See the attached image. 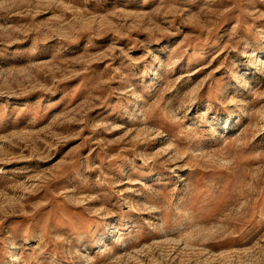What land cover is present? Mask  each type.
<instances>
[{"label": "rangeland", "instance_id": "obj_1", "mask_svg": "<svg viewBox=\"0 0 264 264\" xmlns=\"http://www.w3.org/2000/svg\"><path fill=\"white\" fill-rule=\"evenodd\" d=\"M0 264H264V0H0Z\"/></svg>", "mask_w": 264, "mask_h": 264}]
</instances>
